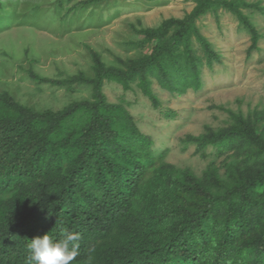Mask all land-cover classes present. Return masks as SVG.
<instances>
[{
  "label": "trees",
  "instance_id": "obj_1",
  "mask_svg": "<svg viewBox=\"0 0 264 264\" xmlns=\"http://www.w3.org/2000/svg\"><path fill=\"white\" fill-rule=\"evenodd\" d=\"M192 1L183 18L136 31L142 40L131 44L150 46L138 58L105 65L91 52V77L27 71L38 85L89 86L90 99L36 111L0 92V264H28L32 239L59 241L65 232L80 236L72 264H264V110L229 111L230 126L185 137L196 153L212 147L216 158H234L224 178L213 161L198 177L154 152L103 90L135 88L154 109V85L171 96L201 90L204 68L221 63L196 25L207 13L233 15L249 34L248 54L257 49L259 33L244 13L257 4Z\"/></svg>",
  "mask_w": 264,
  "mask_h": 264
},
{
  "label": "rangeland",
  "instance_id": "obj_2",
  "mask_svg": "<svg viewBox=\"0 0 264 264\" xmlns=\"http://www.w3.org/2000/svg\"><path fill=\"white\" fill-rule=\"evenodd\" d=\"M244 1L260 9L244 10L260 36L257 49L249 54V34L230 13L219 10L196 21L221 59L211 69L204 68L201 90L171 96L154 85L161 103L154 109L135 88L123 92L106 83L103 89L108 102L124 105L140 132L151 137L154 152L165 150V162L198 177L213 161L224 178L234 158H216L212 147L196 153L194 144L183 142L185 137L230 126L229 111L246 117L264 110V0ZM193 7L192 0H0V92L36 111H55L90 99L89 86L77 84L67 90L38 85L27 71L54 80L78 72L91 77V52L98 53L105 65L138 58L149 53L150 46L131 44L142 40L137 30L181 19Z\"/></svg>",
  "mask_w": 264,
  "mask_h": 264
},
{
  "label": "clouds",
  "instance_id": "obj_3",
  "mask_svg": "<svg viewBox=\"0 0 264 264\" xmlns=\"http://www.w3.org/2000/svg\"><path fill=\"white\" fill-rule=\"evenodd\" d=\"M80 236L65 232L54 241L48 235L32 239L28 264H72L78 255Z\"/></svg>",
  "mask_w": 264,
  "mask_h": 264
}]
</instances>
